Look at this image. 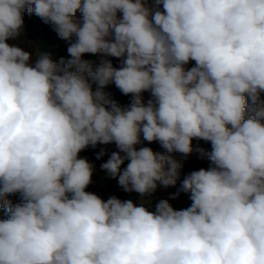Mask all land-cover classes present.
Listing matches in <instances>:
<instances>
[{
	"label": "clouds",
	"instance_id": "obj_1",
	"mask_svg": "<svg viewBox=\"0 0 264 264\" xmlns=\"http://www.w3.org/2000/svg\"><path fill=\"white\" fill-rule=\"evenodd\" d=\"M25 12L38 16L34 64L8 42ZM50 24L75 37L71 59L52 60ZM141 133L212 162L183 180L189 208L149 210L143 198L174 186L182 165L137 150ZM111 143L101 168L139 205L102 199L81 157ZM93 177L102 191H88ZM15 193L23 202L8 204ZM0 208V264H264V0H0Z\"/></svg>",
	"mask_w": 264,
	"mask_h": 264
},
{
	"label": "rangeland",
	"instance_id": "obj_2",
	"mask_svg": "<svg viewBox=\"0 0 264 264\" xmlns=\"http://www.w3.org/2000/svg\"><path fill=\"white\" fill-rule=\"evenodd\" d=\"M37 17L38 16H36L35 14L29 15L27 12H25L23 15L24 25L21 35L17 39H10L8 41L10 44L20 46L24 50L30 52L32 54V64L35 63V60L39 56V53L30 38V29L33 28L32 23ZM76 19L77 21L82 20V14L80 12L77 13ZM50 25L52 26L50 36L54 42L55 48L57 49V55L51 57L52 60L59 63L64 58H66L67 60L71 59V56L69 55L67 49L70 43L74 42L75 37H73V41L63 40L58 36L57 32L54 29V26L52 24ZM82 58L91 61L94 66H98L102 60L107 59L110 60L113 66L116 68H120L122 66L123 59L104 56L102 54H84ZM193 66H195V61H191L190 63L185 65V68L190 69ZM89 83L92 85V88L95 91L98 85L91 80H89ZM118 90L120 89L116 87L114 83H110L103 89V91L107 93L109 95V98L112 100L114 99V95ZM129 97L131 98V100H133V95L129 94ZM142 98L144 103L147 104V102L152 99L151 93L148 91L143 92ZM153 144H155L156 147H153ZM136 147L137 150L142 147H150L156 153L171 155L182 165L179 170L177 182L174 186H170L167 188L158 186L157 190L153 194H151V196L143 198L145 201L149 202V210L154 211L155 205L158 204L160 200H168L175 210H184L189 208L192 204V200L190 199L191 193L182 191V182L193 171L211 168L213 166L212 162L206 156L201 157L198 151H193V153L189 156H184L180 153H168L167 150L162 147L159 141L148 142L144 140L142 133L141 143L136 145ZM193 147L194 149L203 148L206 151H211V143L203 140L193 139ZM101 150H105L106 154L102 158L98 159L97 153H99ZM117 151H119V149L117 148L115 143H111L108 145L100 144L95 148L90 147L89 151L81 157L87 158L92 164H94L95 171L93 176H95L99 180L104 188L103 193L99 195L102 199L107 200L108 198L115 196L121 200H132L134 203L139 205L142 199L140 194L135 192H125L119 186L118 178L109 177L106 171L101 168V165L109 159L111 153ZM121 154L123 155V153ZM128 162L129 161H125V163L121 166L122 170L123 168H126ZM5 201L10 205H16L23 202L19 193L9 194L7 197H5ZM5 211L6 209L0 208V219H5L3 216V213Z\"/></svg>",
	"mask_w": 264,
	"mask_h": 264
},
{
	"label": "trees",
	"instance_id": "obj_3",
	"mask_svg": "<svg viewBox=\"0 0 264 264\" xmlns=\"http://www.w3.org/2000/svg\"><path fill=\"white\" fill-rule=\"evenodd\" d=\"M44 43H46L45 40H44ZM45 47H46V45H45ZM43 53L50 54L52 52L51 51H48V52L43 51ZM92 179H93V182L91 185H89L88 191H91L95 185H97V190L102 191V186L98 183V180L95 177H93Z\"/></svg>",
	"mask_w": 264,
	"mask_h": 264
}]
</instances>
